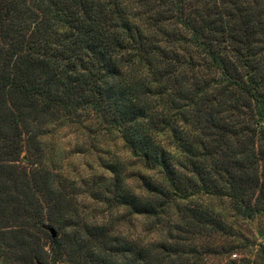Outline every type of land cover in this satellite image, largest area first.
I'll use <instances>...</instances> for the list:
<instances>
[{
    "label": "trees",
    "instance_id": "trees-1",
    "mask_svg": "<svg viewBox=\"0 0 264 264\" xmlns=\"http://www.w3.org/2000/svg\"><path fill=\"white\" fill-rule=\"evenodd\" d=\"M87 114L150 172L136 192L107 167L112 205L151 222L135 236L79 214L40 164L46 128ZM198 195L264 213V0H0L4 264H264V246L230 258L244 236Z\"/></svg>",
    "mask_w": 264,
    "mask_h": 264
},
{
    "label": "rangeland",
    "instance_id": "rangeland-1",
    "mask_svg": "<svg viewBox=\"0 0 264 264\" xmlns=\"http://www.w3.org/2000/svg\"><path fill=\"white\" fill-rule=\"evenodd\" d=\"M41 140L40 164L55 175L59 190L69 192V201L79 214H85L88 218L93 217L98 222L116 224L124 234L131 237L142 231L143 224H151L139 216H128L125 219L122 216V209L112 205L108 193L105 192L110 183L108 166L116 167L124 174L127 183L136 192L139 183L134 174H137V171L150 173L130 156L116 131L106 130L95 115L87 114L81 119L63 118L55 121L46 128ZM192 200V203L196 202L195 204L210 210L225 224L244 236L243 241L227 237V241L233 240L236 246H240L235 251L236 257L231 255V259L240 257L252 259L258 248L264 246V213L252 218H243L236 214L226 198L198 195ZM33 234L34 239L36 235ZM48 239V233L42 235V247H37L49 260L51 252ZM225 257L224 259L222 257L224 261L227 260ZM0 264H4L1 259Z\"/></svg>",
    "mask_w": 264,
    "mask_h": 264
},
{
    "label": "water",
    "instance_id": "water-1",
    "mask_svg": "<svg viewBox=\"0 0 264 264\" xmlns=\"http://www.w3.org/2000/svg\"><path fill=\"white\" fill-rule=\"evenodd\" d=\"M48 231H49V233H50L52 238L56 237L57 231L53 227H50ZM35 263L36 264H45V263H42V262H40L38 260H36Z\"/></svg>",
    "mask_w": 264,
    "mask_h": 264
}]
</instances>
